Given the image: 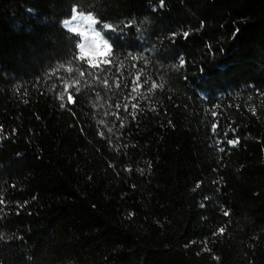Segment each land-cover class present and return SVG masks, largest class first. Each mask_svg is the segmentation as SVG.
<instances>
[{"label":"trees","instance_id":"1","mask_svg":"<svg viewBox=\"0 0 264 264\" xmlns=\"http://www.w3.org/2000/svg\"><path fill=\"white\" fill-rule=\"evenodd\" d=\"M0 264H264V0H0Z\"/></svg>","mask_w":264,"mask_h":264},{"label":"rangeland","instance_id":"2","mask_svg":"<svg viewBox=\"0 0 264 264\" xmlns=\"http://www.w3.org/2000/svg\"><path fill=\"white\" fill-rule=\"evenodd\" d=\"M72 17V19H71ZM70 22L65 28L80 35L79 48L81 54L85 56L90 63H98L104 60V55L109 49V44L103 40L96 30V21L85 17L84 14L73 11ZM68 20V19H67ZM65 20L64 23L67 21ZM75 29V30H73ZM79 44V45H80Z\"/></svg>","mask_w":264,"mask_h":264},{"label":"bare ground","instance_id":"3","mask_svg":"<svg viewBox=\"0 0 264 264\" xmlns=\"http://www.w3.org/2000/svg\"><path fill=\"white\" fill-rule=\"evenodd\" d=\"M85 17H88L90 19V16L89 15H84ZM72 19V17H71ZM70 22V20H67L65 23H63V26L65 27L68 23ZM67 27V26H66ZM68 28V27H67ZM75 30V29H73ZM82 43L79 45V48L81 47Z\"/></svg>","mask_w":264,"mask_h":264},{"label":"snow or ice","instance_id":"4","mask_svg":"<svg viewBox=\"0 0 264 264\" xmlns=\"http://www.w3.org/2000/svg\"><path fill=\"white\" fill-rule=\"evenodd\" d=\"M103 27H107V26L105 25V26H103ZM184 35H185V36H187L188 34H187V33H185Z\"/></svg>","mask_w":264,"mask_h":264},{"label":"water","instance_id":"5","mask_svg":"<svg viewBox=\"0 0 264 264\" xmlns=\"http://www.w3.org/2000/svg\"><path fill=\"white\" fill-rule=\"evenodd\" d=\"M63 23H64V21L62 22V26H63ZM64 27V26H63ZM69 30V29H68ZM71 31V30H70ZM80 44V43H79Z\"/></svg>","mask_w":264,"mask_h":264}]
</instances>
